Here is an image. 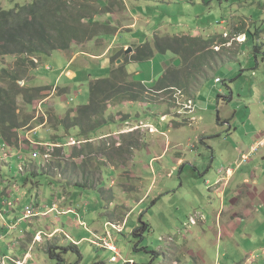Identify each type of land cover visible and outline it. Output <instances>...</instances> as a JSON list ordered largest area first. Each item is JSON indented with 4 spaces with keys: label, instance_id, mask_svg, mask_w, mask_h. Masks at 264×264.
<instances>
[{
    "label": "rangeland",
    "instance_id": "1",
    "mask_svg": "<svg viewBox=\"0 0 264 264\" xmlns=\"http://www.w3.org/2000/svg\"><path fill=\"white\" fill-rule=\"evenodd\" d=\"M222 1L207 0L214 9L204 14L209 20L202 30L205 39L213 35L218 44L209 48H206L208 44L198 46L191 54L167 52L143 63L142 76H134V79L148 81V104L130 102L119 106L117 100L111 102L108 113L102 118L106 121L100 124L95 116L92 128L85 127L93 132L90 142L83 139L72 143L69 139L76 131L54 129L51 121L63 120L68 112L89 106L92 88L101 80L114 82V74L106 73L104 63L98 61L106 53L114 70L115 60L132 55L123 53L114 57L116 47L108 49L104 36L110 37L115 31L107 19L110 14H106L99 0L93 1L95 9L101 13L94 16L100 27L93 33V41H81L69 51L36 58L34 64L28 62L26 66L17 57L0 58V88L10 86L4 76L7 71L23 78L18 82L21 89L49 87L48 92H52L44 101L42 97L47 93H42L35 103V112H30L26 98L17 99L23 121H32L20 132L19 150L9 145L4 147L0 137V264H60L52 259L50 251L71 246L77 247L75 253L80 251L84 258L80 262L77 254L62 255L63 264H264L260 253L258 256L249 253L262 238L255 237L249 242L239 231L233 238L220 236V229L225 226L224 222L215 220L220 201L208 185L212 176L220 175V160L217 158L210 171L212 157L200 141L196 143L203 131H208L213 139L206 137L205 146L220 144L215 141L218 140L216 133L224 131L222 125L218 127L220 118L234 119L238 103L251 99L250 83L258 81V76L252 74L263 71L257 68L258 63L263 64V56L256 55L253 45L256 28L249 34L252 42L240 47L244 39L239 37L233 41L231 35L226 37L220 24L212 22ZM149 3L148 0H127L130 13L135 14L149 9ZM121 5L117 1L114 11L118 12V22L127 20V27L130 19L125 13L127 8L122 10ZM227 5L229 7L224 8L227 20L245 28L250 22L244 17L260 8L264 10V0H230ZM3 6L11 9L13 4L4 0ZM154 12L156 19L152 29L140 27L134 32L128 30V34L155 36L164 13L169 15V8L158 4ZM183 19L187 18L183 16ZM223 19L224 16H220L216 21ZM186 29L183 22L171 30V35H159L155 40L160 42L166 39L164 37H173L183 41L179 44L186 45L185 40L196 38L186 34ZM179 44L176 43V47L179 48ZM136 45L137 41L131 43L130 49ZM178 59L181 64L175 67ZM74 62L77 64L73 69L85 74L66 84L74 79L72 75L71 79L67 77ZM168 62L163 74L162 63ZM126 72L130 75L127 69ZM61 75L64 77L58 81ZM219 76L223 80H219ZM130 77L133 79L132 75ZM262 86L264 93V82ZM232 91L234 106L230 107L227 106L230 102L225 104L222 99L230 98ZM49 112L54 119L47 115ZM258 116L256 120H264L261 114ZM104 125L105 129L100 128ZM147 125L155 126L157 134H152ZM241 128L240 134L246 132ZM163 132L173 140L178 139L182 148H167ZM81 133L79 129L76 135ZM180 157L185 160V166L173 172ZM209 171L213 174H208ZM27 174L32 180L25 185L22 179ZM40 174L50 180L44 177L39 182ZM12 214L16 218H12ZM222 217L220 213L218 219ZM143 224L150 227V231L143 234L144 239L134 235ZM113 243L116 253L109 251L112 248L108 245Z\"/></svg>",
    "mask_w": 264,
    "mask_h": 264
},
{
    "label": "crops",
    "instance_id": "2",
    "mask_svg": "<svg viewBox=\"0 0 264 264\" xmlns=\"http://www.w3.org/2000/svg\"><path fill=\"white\" fill-rule=\"evenodd\" d=\"M117 1L119 4L122 3L121 5L122 10L127 8V11L125 13L127 16H129L128 19H130V25H127V27L125 25V24H129L127 20H125L127 23L123 22L122 20H120L119 22L117 21L116 16L118 12L114 11V7H116ZM139 1H145V0H139ZM148 1H150V3L148 4L150 6L149 9H144L143 12H138L135 14L134 12L130 13V9H128L127 6V0H116V1L100 0V5H102V7H104V9L107 10L106 14H110L109 18L107 19L108 22L111 24V27L115 31L113 32V34L110 35V37L108 36L104 37L109 50L116 47L115 50L113 51V56L116 57L123 53H125V55H130L127 54V52L128 49H130L131 43H134L136 41L138 42V45L131 47V49H133L134 51L131 53L132 54L131 57L126 59L124 56H120V59H118L117 61L115 60L116 67L119 68L124 65L128 73L132 75L133 78L134 76L136 77L142 76L143 74L141 72L142 66L143 63H145V62L139 63L135 60L137 56L136 49L143 48V46L146 44H153L155 37L159 35H166V36L171 35L172 33L171 30L175 27L181 26L183 22L185 23V27L187 28L184 31L186 34H191V36L201 39L207 38L204 37V35L202 34V30L204 29V26L207 24L209 20L204 14L207 12L209 13L212 11V9H214V7L211 6L213 4H207V0H148ZM228 1L230 2V0H223L221 3L222 4L221 7L216 8L217 17H214L212 22L220 24L222 26L223 33H226V37L231 35L233 41H236V39L239 37L241 39H244V41L241 42L240 47H243V45L252 42L249 41L250 40L249 34L253 28H256L257 31L253 34L254 35L253 45L254 47L258 46L259 49L256 52V55L263 56V64L261 63L257 64V68L263 69V71L261 73L257 72L252 74L258 76V81L250 83L251 99H248L247 101H243L244 102L243 104L238 103V106L234 108L235 111L233 112V115H235L234 119L229 120L228 116L226 118L225 117H223L222 119L220 118V122H218V127H220L219 125H222L224 131L222 133L217 132L216 139L218 140H215L218 141L220 144L210 145V143H207V146H205L206 137L212 138L211 136H213L206 133L208 131H203L202 136H199L196 139V143L197 140L200 141L201 145L204 146L206 150L210 153L212 157L210 171L214 169V166L217 162V158H219L220 160L218 162L219 164H221V168H219L221 176L214 175L210 178V181L207 180L208 185L211 188H213L212 190L210 188V190L215 191L217 198L220 201L219 208L217 209L218 212L215 211V213H217L216 215H218L215 218V220L225 223V226L222 229H220V233H219L220 236L222 238L224 237L233 238V236H235L234 233L239 231L240 235L243 232V236H246L249 239L248 240L249 242H251L255 237H260L263 239L262 242L260 244L254 245L252 251H250L249 253H254L255 256H258V254L260 253L259 257L261 256L263 257L264 256V146H263L264 120H256V118L259 114H261V116L264 118V106H263L264 93H262L263 90L262 84L264 82V77H263L264 75V10L260 8L259 10L252 12L250 16H248L247 18L244 17L245 20L249 19V21H247L250 22L249 26L246 28L239 27L238 23H234V22L230 23L227 20V16L224 14V8L229 7L227 5ZM158 4H161L162 7L169 8V15L168 13H164V18L160 22L159 30L158 32H156L155 36H152V34L150 33L148 34L140 33L139 36H137V32L128 34L129 33L128 30L134 32L137 31L140 27L145 30L152 29L154 21L156 19L154 18V13H155L154 9L158 6ZM112 5L113 7L111 8ZM219 9H221V12L219 11ZM117 10H119V8ZM183 16H185L187 19L184 20ZM220 16H224V19L222 21H216ZM181 19L183 20L181 21ZM158 20H160V18ZM124 34H126V37L123 38ZM147 37H149L148 40ZM209 37H213V35L208 36V38ZM164 38H169V37H164ZM119 39H121V42L118 41ZM95 56H97V54H95ZM249 56H251V53L249 54ZM107 57H109V53H106V56L104 58H100L98 61H100V64L104 63L103 65L104 70L106 71V73L108 72V74L111 75L112 71H114V66L112 65V60ZM120 62H122V64H119ZM86 63L90 65V63L88 62ZM76 64L77 63L74 62L70 72L67 74V77L69 79H71V75L73 76L74 79L70 80L69 82L66 81L67 82L66 84H71L72 81L78 79L79 77H81V75L85 74V71L81 72L77 68L73 69V67H75ZM169 64L170 62H168L167 64L162 63L161 68L164 70L163 74L165 73V69L168 67ZM67 65L70 64H66V66ZM62 77L64 76L61 75L58 81ZM221 79H222L221 76H219V80ZM142 83L147 85L148 81L142 80ZM152 83L153 82H151V84ZM259 85H261V87H258ZM233 98H234V91H232L230 98H227L226 96L222 99V101L225 102V104H227V101H229L230 104L227 106L231 107L234 106ZM189 102L191 101L189 100ZM195 104H196V99H195ZM243 118H246V120H243ZM162 122L166 123L167 121H162ZM258 122H260V125H257ZM250 123L252 124L250 125ZM241 126L243 127L241 128ZM146 128L149 129L152 132V134H157L158 132V130H156L157 128L153 125H147ZM240 128L241 130L243 129L246 130V132L240 134L239 133ZM223 133L226 134L223 135ZM162 135L165 136L167 139V148L169 147L173 150L175 149L179 150L182 148L181 146L182 144H180L177 141L178 139L175 138L173 140L170 137H167L166 133ZM184 166H185V160H183V158L180 157L178 158L176 165L173 166L172 170L173 172H176L178 168ZM210 171L208 172V174L210 175L213 174V172ZM5 174L7 175L8 172H6ZM171 175L172 173L169 174V177ZM2 183L3 181L1 182V184ZM220 213L223 214V217L219 220L218 217L220 216ZM11 216L12 218H16V216H13V214ZM200 222H202V224L204 225L206 224L203 223V221ZM260 246L263 247L260 248ZM243 255L246 254L243 253ZM251 256L253 259L254 256L253 255ZM229 261H231L230 258H228V263Z\"/></svg>",
    "mask_w": 264,
    "mask_h": 264
},
{
    "label": "trees",
    "instance_id": "3",
    "mask_svg": "<svg viewBox=\"0 0 264 264\" xmlns=\"http://www.w3.org/2000/svg\"><path fill=\"white\" fill-rule=\"evenodd\" d=\"M93 1L33 0L30 2V0H9L10 4H13L10 9L3 6L4 0H0V58L17 57L21 59L22 65L26 66L25 63L28 62L34 64L33 60L36 58L39 59L40 57L42 59L58 51H69L70 48L81 41L88 39L93 41V33L98 31V26L100 27V23L95 21L94 16L101 14L99 10L95 9V2ZM181 42L183 41L173 37L163 39L160 42L154 40L153 44H146L143 48L136 49L137 56L135 60L139 63L148 62L158 55H165L167 52L191 54L198 46L205 47L208 44L206 48H209V46L217 43L214 37L208 39L188 38V40H185L186 45L179 44ZM189 42L190 46H187ZM176 43L180 45L179 48L176 47ZM254 49L256 52L259 50L258 46H255ZM199 50L202 51V49ZM30 57H32V60H29ZM113 74L112 81L114 82L103 79L97 86L92 88L89 106L71 113L68 112L63 120L54 119L49 112L47 115L54 119V121H51L55 124L54 129L65 128L71 132L82 129L79 136L75 132L72 136L73 139L71 138L69 141L72 140V143L76 144L86 139L90 142L93 132L87 131L85 127L88 126L91 129L93 126L92 121L97 116L100 124L101 121H106L102 118L108 113L111 102L117 100L119 106L130 102L148 104L149 88L144 83L132 79L127 74L124 65L119 68L116 67L111 76ZM4 76L8 79L10 86L5 89L0 88V137L4 142V147L11 146L13 149L19 150L20 132L22 129L28 128L32 121L31 119L23 121L19 115L20 107L17 99L26 98L27 102L26 100L25 102L30 108V112H35L37 110L35 103L39 97H42V93L50 94L42 97V101H44L51 97L52 92H48L49 87L44 89L43 87L38 89L25 87L21 89L18 82L23 78L7 71H4ZM118 94L121 97L117 96ZM42 121L45 122L44 119ZM105 126L100 128L103 129ZM44 177L46 180H50L47 175L40 174L39 182H42ZM22 180L26 185L29 180H32V176L27 174ZM149 231L150 227L143 224L135 231L134 235L144 239L143 234ZM75 250H77L75 246L59 250L52 249L50 256L53 260H58L60 264H63L62 255L77 254L80 262H82L83 255L80 251L75 253Z\"/></svg>",
    "mask_w": 264,
    "mask_h": 264
},
{
    "label": "water",
    "instance_id": "4",
    "mask_svg": "<svg viewBox=\"0 0 264 264\" xmlns=\"http://www.w3.org/2000/svg\"><path fill=\"white\" fill-rule=\"evenodd\" d=\"M132 52H133V50H132V49H129L128 52H127V54H131ZM119 64H122V62H120ZM180 64H181V60L178 59V61H176V62L174 63V66H175V67H179Z\"/></svg>",
    "mask_w": 264,
    "mask_h": 264
},
{
    "label": "built area",
    "instance_id": "5",
    "mask_svg": "<svg viewBox=\"0 0 264 264\" xmlns=\"http://www.w3.org/2000/svg\"><path fill=\"white\" fill-rule=\"evenodd\" d=\"M111 243H112V242H111ZM113 245H114V247H113ZM108 247H111L112 249L109 248V249H110V250H109V249L107 248V250H109V251H111V252H113V253H116V252H117L116 245H115L114 243L111 244V245H108Z\"/></svg>",
    "mask_w": 264,
    "mask_h": 264
},
{
    "label": "bare ground",
    "instance_id": "6",
    "mask_svg": "<svg viewBox=\"0 0 264 264\" xmlns=\"http://www.w3.org/2000/svg\"><path fill=\"white\" fill-rule=\"evenodd\" d=\"M69 72H70V71H69ZM69 72H68V73H69ZM20 222H21V221H20ZM20 222H19V223H20ZM19 223H17V225H16V226H18V225H19ZM191 224H192V225H194V223H191ZM117 255H118V254H117Z\"/></svg>",
    "mask_w": 264,
    "mask_h": 264
}]
</instances>
